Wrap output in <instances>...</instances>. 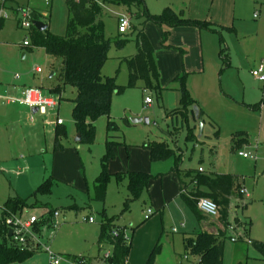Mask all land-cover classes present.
Segmentation results:
<instances>
[{
    "label": "rangeland",
    "instance_id": "1",
    "mask_svg": "<svg viewBox=\"0 0 264 264\" xmlns=\"http://www.w3.org/2000/svg\"><path fill=\"white\" fill-rule=\"evenodd\" d=\"M6 1L9 19L0 28V200L19 195L31 203L36 200L47 203L62 214L58 227L43 234V251L23 263L13 264H50L45 251L47 246L54 255L64 259L61 264H80L79 259H83L84 264H106L104 254L112 249L107 242L98 243V236L101 224L107 218H114L117 225L127 229L131 250L126 264H148L150 260L153 264H205L200 262L199 256L184 248L186 232L181 228L185 223L179 221L174 208L166 206L169 196L178 195L177 178L171 171L174 161L152 162L144 144L153 141L167 142L177 151L186 169L231 173L239 177L246 194L242 195L244 202H235V208L239 209V218L251 222L250 236L244 235L237 243L231 238L225 240L224 264H264L260 254L246 242L249 238L264 242V105L262 109H255L264 97V82L252 75L253 70L264 64V28L256 41L258 51L252 48L255 42H247L251 50L247 49L248 44L243 46L237 42L236 57L239 61V51L247 49L245 60H241L242 65L238 62L226 67L220 55L223 45L219 34L207 32L203 39L205 57L202 58L200 40L196 41L190 35L174 34L169 40L171 47L164 48L160 29L147 22L144 30L154 48L162 90L159 94L152 93L139 84L138 88L127 89L123 95H114L110 116L120 130L110 133L108 118L101 117L95 123V137L90 144L76 142L78 132L72 117L76 90L66 86L61 95L54 97L59 109L46 113L40 111L35 115L22 93V89L28 88H41L48 92L57 86L63 87L62 58L50 56L43 48L34 47L29 30L20 27L23 12L36 11L38 21L47 24L52 34L66 36L67 0H52L48 7L42 0ZM190 1L193 8L198 4L206 12L213 5L212 0H144L142 8L150 14H160L168 6L180 11L183 5L189 7ZM98 2L102 7L99 22L104 25L106 38L115 40L119 37V16L125 15L131 20L130 30L123 35L128 41L122 48L112 45L109 61L102 71L103 77L117 76V84L125 87L129 71L122 58L136 55L135 29L143 26L144 19L140 15L138 17L140 11L136 7L129 9L114 0ZM252 5L256 6L251 12L253 16L254 12L260 11L262 1L256 5L253 1ZM45 12L49 16L44 17ZM34 15L38 17L31 13L32 18ZM258 19L261 17L253 22ZM252 29L253 25L244 23V34ZM196 33L200 36L199 31ZM25 41L31 46L26 48ZM36 68H40L42 74L34 76ZM183 73L187 74L189 91L205 112V137L197 138L195 142L186 141L188 131H194L196 137L199 132V124L191 118L185 124L177 122L172 128L166 124L169 122L167 115L179 106L181 99V92L173 89V81ZM147 97L153 100L149 107L145 105ZM4 98L12 100L10 105L3 104ZM124 117L129 121L131 118H147L150 123L127 126L122 121ZM58 119L63 126L57 127ZM211 121L215 128L211 127ZM166 127L171 132L169 136L162 131ZM216 130L219 131L218 140L213 139ZM242 131L248 133L249 142L234 151L231 137ZM109 136L116 141L121 138L126 145H116L113 149L114 156L108 163L113 176L102 201L96 200L93 186L102 168ZM208 136L211 139H207ZM57 140L62 149L56 151ZM202 148L205 154L201 161ZM211 148L213 154L210 153ZM242 150L254 153L257 162L240 157L238 152ZM46 166L50 169L48 173L44 172ZM133 171L146 172L153 179L148 189L124 210V202L129 196L128 180L119 182L115 175ZM50 174L55 180L51 195L33 197L36 188ZM244 203L248 205L246 209L242 206ZM149 209L153 215L145 221ZM45 213L46 210L34 208L24 210L21 216L29 220L31 216L41 217ZM88 216L94 217L96 223H84L83 218ZM230 224L235 229L229 228L228 232L233 234L237 227L234 222ZM176 226L181 233L173 234Z\"/></svg>",
    "mask_w": 264,
    "mask_h": 264
},
{
    "label": "trees",
    "instance_id": "2",
    "mask_svg": "<svg viewBox=\"0 0 264 264\" xmlns=\"http://www.w3.org/2000/svg\"><path fill=\"white\" fill-rule=\"evenodd\" d=\"M114 1L122 3L129 9L132 7L138 8L140 11L138 17L140 15L144 19L143 26L135 29L136 55L122 59L129 71L128 84L125 87L117 84V76H102L103 68L109 61V52L112 45L116 44L122 48L128 40L123 38L120 33L115 40L106 38L104 25L99 22V18L102 15V7L98 0H67L69 18L66 36L54 35L49 31V28L45 32H40L35 26L32 27L29 34L34 47L43 48L48 55L60 57L63 60V87L57 86L49 90V92L54 96L61 95L66 86L76 90L77 94L74 100L72 117L77 132L81 135V143L91 144L93 142L95 123L101 117L108 118L107 129L110 133L120 130L119 125L110 116L114 95H123L127 89L138 88L139 84H142L144 90L152 93L159 94L162 90L154 48L144 30V25L147 22L153 23L160 29L161 45L164 48L171 47L169 40L171 31L175 28L195 27L199 30L210 32H220L221 30L211 22L189 18L184 10L177 11L172 7H166L160 14H150L146 8H142L144 0ZM38 18L39 16H33V20L38 21ZM181 52L184 53L183 50ZM221 56L226 64L225 66H230L228 65L226 49L222 50ZM173 89L181 92V99L179 107L169 117L173 116L184 124L188 118L197 123L193 108H199V106L187 87L186 73L178 75L174 79ZM263 103L264 99L258 105H255V109H258ZM199 112L200 119L204 120V113L200 109ZM122 121L125 125L130 126L128 118L124 117ZM58 127H61V125ZM162 131L167 136L170 135L169 131L163 129ZM193 132L188 131L187 142H195L197 140ZM214 137L218 139V130L215 131ZM119 139L116 141L109 136L107 141L101 172L94 183L96 200L103 201L105 199L108 183L113 176L108 170V163L114 156V147L116 145H126L121 142V138ZM248 141L249 136L246 132H237L231 137L232 149L234 151L239 150L248 144ZM144 147L150 152L152 162H166L171 159L174 161L172 172H175L178 178L179 196L197 220L202 218L197 203L200 199L207 198L218 205L221 220L225 223L226 230L229 229L231 224L228 220L232 199L235 197L243 199L241 194L242 186L239 184L237 176L233 174L204 173L199 169L192 168L182 170L183 160L177 154V151L165 141L148 142L144 144ZM61 149L62 145L57 140L55 150ZM115 176L119 182L125 179L128 180L127 190L129 196L124 202V210L129 207L131 201L138 199L148 189L153 179L152 175L140 171L121 173ZM183 178L190 180L186 183ZM54 185L55 180L50 176L36 188L32 196L51 195ZM34 208L46 210V213L41 217L46 220H51L55 211L47 203H42L39 200L31 203L28 199L19 196L10 197L5 202L0 222V264L23 263L41 251L40 245L35 247V243L30 240L27 241L26 247L21 249L13 242V237L9 236L10 227L8 226V221L23 215L24 210ZM235 223L236 227L241 225L238 219L235 220ZM47 224L50 226L49 222ZM40 226H42L41 223L36 225L35 229L39 231ZM245 226L248 229L251 223L249 222ZM114 230L120 233L118 238L112 236ZM124 231L122 227L114 224V218H107L101 224L98 243L107 242V244L112 246V255L106 260V264H126L131 250V239L129 243L125 242ZM226 239L227 232H220L218 236L203 232L193 235L191 238H186L184 244L188 252L199 256L201 263L223 264ZM252 246L264 261V242L252 241ZM148 264H153L152 260Z\"/></svg>",
    "mask_w": 264,
    "mask_h": 264
},
{
    "label": "crops",
    "instance_id": "3",
    "mask_svg": "<svg viewBox=\"0 0 264 264\" xmlns=\"http://www.w3.org/2000/svg\"><path fill=\"white\" fill-rule=\"evenodd\" d=\"M43 1V0H42ZM213 1V5L211 7V9L206 12L204 9L202 11V8L200 9V5L197 4L196 8H193L192 7V4H191V1H190V6H186V5H183L181 7V10H184L186 12V15L191 18V19H194V20H199V21H208V22H211L213 23L217 28H220V32H210V31H207V30H199L198 28H195V27H180V28H175L171 31V36L174 35V34H182L184 37H186L187 35H190L191 37L193 36L195 38L196 41H199L200 40V53H201V56L202 58L205 57V46H204V37L206 36L207 32L209 33H217L220 35L221 37V43L223 45V47L221 48V51H220V55H221V52L222 50H225L226 49V53L228 55V65H235L239 62V64L242 65V61L241 60H245V53L247 51L245 50H251L252 48H255V52H257V43L256 41L259 39L262 31H263V28H264V0H212ZM223 1H225V3H222ZM254 1V4L256 5L258 3V1H262V5H261V8H260V11H256L254 12V15L252 16V10L253 8L255 9L256 6L253 7L252 5V2ZM43 3L46 5V7L50 6V5H47L44 1ZM52 3V2H51ZM6 4H7V1H6ZM168 7H172V6H168ZM174 8V7H172ZM196 10V11H195ZM36 12V11H35ZM34 10L31 11V13H34L36 15L37 12L35 13ZM190 12V13H189ZM257 14V16H256ZM260 14V15H259ZM39 16V15H38ZM44 17L46 16H49L48 13H44L43 15ZM251 16L253 17V20L254 19H257L258 17H261V19L256 22H253V20H251ZM6 21V20H5ZM5 21L3 22V25L4 26V23ZM249 21L251 23H249ZM244 23L245 25L246 24H251L254 26V29H252V31L248 32V34H244ZM21 27V26H20ZM49 27V26H48ZM1 28V27H0ZM225 30V31H224ZM200 32V36L196 33V32ZM146 33V32H145ZM29 34H30V30H29ZM205 34V35H204ZM173 37V36H172ZM224 37L226 39H224ZM171 38V37H170ZM226 41V43H225ZM250 41V42H255L256 45H253L252 43V48L250 46V44H248L247 42ZM241 43V44H244L243 46H245V44H248V47L247 49H243V51H239L240 54H241V59L238 61V58L236 57V51L237 49L235 48L236 46V43ZM229 45H228V44ZM31 44V43H30ZM31 46V45H30ZM30 46H25L26 48L30 47ZM198 47H199V42H198ZM199 50V49H198ZM25 54L23 56V58H25ZM222 57V56H221ZM120 58V57H119ZM125 58V57H124ZM123 59V58H122ZM223 59V57H222ZM224 62V60H223ZM200 65V64H199ZM224 65L225 62H224ZM229 67V66H228ZM39 74H42V73H36L35 70H34V76L36 75H39ZM177 77V76H176ZM254 77V76H253ZM259 81V80H258ZM261 82V81H260ZM262 83V82H261ZM41 89V88H39ZM24 92L26 89H22ZM42 90V89H41ZM43 91V90H42ZM24 92L23 93V96H24ZM44 92V91H43ZM46 94H50L51 96H54L52 95L49 90L48 92H45ZM1 98V96H0ZM2 99V98H1ZM7 98H4L2 101H3V104H8L9 102H11L12 100H9L7 101L6 100ZM264 99V97H263ZM262 99V100H263ZM196 100V99H195ZM197 101V100H196ZM7 102V103H6ZM260 103V102H259ZM153 104V103H152ZM151 104V105H152ZM10 105V103H9ZM149 105V106H151ZM264 105V103L257 109H262V106ZM148 106V107H149ZM179 107V106H178ZM177 107V108H178ZM59 109V104H58V107H56L55 109ZM176 108V109H177ZM33 109V108H32ZM176 109H174L173 111H175ZM200 109V108H199ZM54 110V109H53ZM201 110V109H200ZM203 113H204V117H205V112L203 110H201ZM263 112H264V107H263ZM38 113V112H37ZM33 114V113H32ZM171 114V113H170ZM167 115V120H169V122H167L166 124L169 126V127H175L177 122L179 124H182L181 120L179 119H175L173 116L172 117H169V115ZM263 120H264V117H263ZM203 123H204V127H203V134H202V137L204 135V129L206 127V120L204 118V120H202ZM199 124V121L197 122ZM264 123V121H263ZM262 123V127H264ZM131 124V123H130ZM213 124V125H212ZM166 125V126H167ZM211 127L212 128H215V124L211 121L210 123ZM60 126V125H57V127ZM63 126V125H61ZM177 128V127H176ZM165 131H168L167 127L164 129ZM244 132V131H243ZM171 134V132H169ZM179 133V132H178ZM248 134V133H247ZM263 134H264V131H263ZM188 135V133H187ZM249 136V135H248ZM201 137V138H202ZM187 138V136H186ZM198 140H200L201 138H199V132H198V136H197ZM207 139H211L210 136L206 137ZM213 139L214 140H218L214 137L213 135ZM264 139V137H263ZM204 141V140H203ZM249 142V141H248ZM199 145V144H198ZM247 145V144H246ZM195 147H197L196 145H194ZM242 148V147H241ZM197 149V148H196ZM193 153H194V149H192ZM239 152H245V151H239ZM239 152H238V155H239ZM211 154H213V148H211V151H210ZM246 153V152H245ZM204 154H205V149H201V155H200V160L202 161L203 158H204ZM251 156L253 158H249V160H252L254 162H257V159L254 157L255 155H253L252 153H250ZM193 155V154H192ZM243 158V157H242ZM245 159V158H244ZM191 160V159H190ZM247 160V159H245ZM184 165V164H183ZM182 170H188V169H191L188 167V169L184 168L183 166L181 167ZM194 169V168H192ZM196 169V168H195ZM49 168H47V166L44 168V172L45 173H48L49 172ZM171 171H172V168H171ZM101 172V171H100ZM140 172H143V171H140ZM204 173H218V172H206L205 170L203 171ZM175 175L176 173L173 172ZM219 174V173H218ZM227 174H231V173H227ZM234 175V174H233ZM50 176H52L50 174ZM237 176V175H235ZM44 177V176H43ZM53 177V176H52ZM238 177V176H237ZM177 178V176H176ZM46 179V178H45ZM44 179V180H45ZM239 179V177H238ZM43 180V181H44ZM190 179L188 178H183V181L188 183ZM239 181V184L242 186L241 184V181L240 179L238 180ZM177 182H178V178H177ZM94 188V186H93ZM246 192V189L243 188L242 186V190H241V193L242 195L244 196V193ZM179 193H180V190H179V182H178V195L177 196H174V197H171L169 196L167 199L168 202L166 203V206L168 209H171V208H174L175 211H177V215L179 216L178 219L179 221L185 223V225H182V228H181V231L183 230L185 233L184 235V239H183V244H184V240L186 238H191L193 235H196L198 233H203V232H206L208 234H212V235H215V236H218L220 232H227V238H231L232 236H236L238 237V239H241L243 238L244 235H249V231H250V227L247 229V227L245 226L247 223H249L248 221H244L242 220L241 218H239L238 216V213H239V209L238 208H235V202L237 201H242L244 202L245 201V197H243V199H238V198H233L232 199V204H231V207H230V216H229V223H235V220L238 219L241 223V225L237 226L238 228L235 230V232L233 234H231L230 232H228V230H226L225 228V223L221 220V216L219 215V217L217 218H209V217H206L204 216L203 214L202 215V218L200 220H197V218L193 215V213L189 210V208L186 206V204L184 203V201L180 198L179 196ZM246 194V193H245ZM19 196V195H18ZM11 196H8V198H6V200H0V213H1V219H2V215H3V207H4V204L5 202L10 198ZM15 197V196H14ZM21 197V196H19ZM22 198V197H21ZM246 198H248V195H246ZM242 205V204H241ZM245 209L248 207V205H245V203L242 205ZM242 207V208H243ZM62 215V214H61ZM61 215H60V218H61ZM152 218V217H150ZM1 219H0V222H1ZM145 219V218H144ZM150 220V219H149ZM145 221H148L145 219ZM244 223H243V222ZM246 222V223H245ZM96 223V222H95ZM93 223V224H95ZM251 223V222H250ZM88 224H91V223H88ZM114 224L116 226H119L116 224V222L114 221ZM236 224V223H235ZM243 224V225H242ZM120 227V226H119ZM177 227V226H176ZM175 228V227H174ZM173 228V229H174ZM178 228V227H177ZM124 229L125 231H127V229L125 228H122ZM179 229V228H178ZM226 230V231H225ZM181 231L179 230L178 233H181ZM173 232V230H172ZM100 233V232H99ZM176 233V234H178ZM173 234H175L173 232ZM128 235V234H127ZM250 236V235H249ZM99 238V236H98ZM43 240V239H42ZM42 240H41V244H42ZM248 240H250L251 242L252 241H258V242H263V241H259V240H256V239H251L249 238ZM240 241V240H239ZM238 241V242H239ZM247 242V241H246ZM104 243V242H103ZM102 243V244H103ZM237 243V242H235ZM248 244V243H247ZM250 245V244H248ZM252 245V244H251ZM46 248H49L50 250V247L47 246ZM184 248H185V244H184ZM43 250H41L40 252H42ZM51 251V250H50ZM39 252V253H40ZM48 253V252H47ZM259 254V253H258ZM49 255V254H48ZM224 256H225V253H224ZM261 256V255H260ZM50 257V256H49ZM51 260V259H50ZM185 260H187V258H185ZM263 260V259H262ZM238 263H243V262H238ZM237 263V264H238ZM224 264V262H223Z\"/></svg>",
    "mask_w": 264,
    "mask_h": 264
},
{
    "label": "built area",
    "instance_id": "4",
    "mask_svg": "<svg viewBox=\"0 0 264 264\" xmlns=\"http://www.w3.org/2000/svg\"><path fill=\"white\" fill-rule=\"evenodd\" d=\"M47 5H50L52 0H43ZM23 20L20 21V26L24 30H31L33 25V18L31 17V12L25 11L23 12ZM257 16V14H256ZM9 16L6 14V0H0V26L5 20H8ZM131 28V20L128 16H119L118 17V31L120 34L125 35ZM25 46H30V42L25 41ZM36 73H42V70L40 68L35 69ZM252 75L258 79L261 82H264V64L260 65L257 69L252 71ZM24 99L28 105H30L32 108H37L38 112L42 111V113H46L48 110H53L56 107H58V103L55 100V96H51L50 94H46L39 88H28L24 92ZM9 101L10 99H6ZM153 103V100L149 97L145 99V105L149 106ZM57 125H63V122L61 120H57ZM239 156L243 157L245 159L253 158L250 153L245 152H239ZM202 171V170H201ZM245 192V191H244ZM198 210L201 214H203L206 217L209 218H217L220 215L219 207L218 205L207 198H202L197 203ZM61 212L58 210H55L52 215L51 220H46L41 217L37 216H31L29 220H24L23 216H17L14 219H10L8 221V226L10 227V230L13 231V234L11 237H13V242L21 249H24L26 247L27 241H33L35 243V247L37 245H40V250H43V246H41V240L43 239V234L45 235V232H49L54 230L59 225V219H60ZM153 215L152 210H147L145 219L149 220L150 217ZM44 220L43 222H41ZM49 222L50 226L47 224ZM84 223H95V218L92 216L84 217L83 218ZM42 224L40 226L39 231L36 230V225ZM231 229H235V227H229ZM174 233H178L179 229L174 228ZM120 233L117 230H114L112 233V236L114 238H118ZM124 240L126 243H129L130 237L127 235L126 231H124ZM232 242H238V237L232 236L231 237ZM248 244H252L250 240H247ZM111 246V245H110ZM112 249V246H111ZM45 251L48 252L51 263L50 264H61V262L64 260L62 257H58L54 255L49 248L45 247ZM112 255V250L108 251L104 254L105 261L108 260ZM84 264L83 259H79Z\"/></svg>",
    "mask_w": 264,
    "mask_h": 264
},
{
    "label": "water",
    "instance_id": "5",
    "mask_svg": "<svg viewBox=\"0 0 264 264\" xmlns=\"http://www.w3.org/2000/svg\"><path fill=\"white\" fill-rule=\"evenodd\" d=\"M33 25L40 32H45L49 28L47 24H45L43 22H40V21H37V20H34L33 21ZM193 110H194V114H195V119L197 121H199V138H201L202 137V134H203L204 123L200 119L199 108L198 107H194ZM37 112H38V109L37 108H33L32 109L33 115L37 114ZM130 122H131L132 125H139V124H142V123H146V124H149L150 123L149 119H147V118H131L130 119ZM79 141H81V135L78 133L76 142H79ZM12 234H13V231L10 230L9 231V236L11 237Z\"/></svg>",
    "mask_w": 264,
    "mask_h": 264
}]
</instances>
